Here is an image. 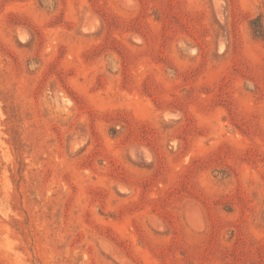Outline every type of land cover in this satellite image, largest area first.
Returning <instances> with one entry per match:
<instances>
[{
	"label": "rangeland",
	"instance_id": "rangeland-1",
	"mask_svg": "<svg viewBox=\"0 0 264 264\" xmlns=\"http://www.w3.org/2000/svg\"><path fill=\"white\" fill-rule=\"evenodd\" d=\"M0 264H264V0H0Z\"/></svg>",
	"mask_w": 264,
	"mask_h": 264
}]
</instances>
